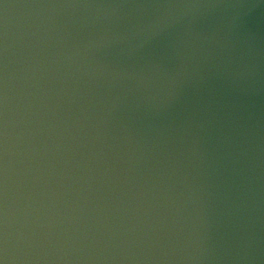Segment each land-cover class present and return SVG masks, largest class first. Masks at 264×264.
Returning a JSON list of instances; mask_svg holds the SVG:
<instances>
[{
	"label": "water",
	"instance_id": "water-1",
	"mask_svg": "<svg viewBox=\"0 0 264 264\" xmlns=\"http://www.w3.org/2000/svg\"><path fill=\"white\" fill-rule=\"evenodd\" d=\"M0 264H264V0H0Z\"/></svg>",
	"mask_w": 264,
	"mask_h": 264
}]
</instances>
